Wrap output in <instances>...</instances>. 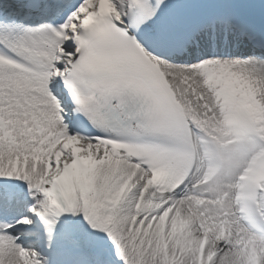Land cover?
I'll list each match as a JSON object with an SVG mask.
<instances>
[{
	"label": "snow or ice",
	"instance_id": "6c2138e0",
	"mask_svg": "<svg viewBox=\"0 0 264 264\" xmlns=\"http://www.w3.org/2000/svg\"><path fill=\"white\" fill-rule=\"evenodd\" d=\"M0 264H264V0H0Z\"/></svg>",
	"mask_w": 264,
	"mask_h": 264
}]
</instances>
